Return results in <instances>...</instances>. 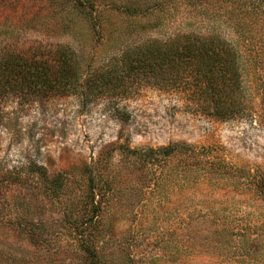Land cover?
I'll return each instance as SVG.
<instances>
[{
  "label": "rangeland",
  "instance_id": "1",
  "mask_svg": "<svg viewBox=\"0 0 264 264\" xmlns=\"http://www.w3.org/2000/svg\"><path fill=\"white\" fill-rule=\"evenodd\" d=\"M96 4L101 32L68 7L65 31L27 37L70 45L84 62L96 55L98 65L175 31L143 0ZM11 35L0 30V44ZM255 70L258 83L245 88L254 115L229 121L152 86L123 100L12 90L0 115V264H264V198L247 182L264 174V58ZM172 143L215 166L178 154L164 167L129 151ZM43 172L64 186L51 189Z\"/></svg>",
  "mask_w": 264,
  "mask_h": 264
},
{
  "label": "trees",
  "instance_id": "2",
  "mask_svg": "<svg viewBox=\"0 0 264 264\" xmlns=\"http://www.w3.org/2000/svg\"><path fill=\"white\" fill-rule=\"evenodd\" d=\"M97 1L0 0V30L12 34L0 44V115L12 90L39 97L77 94L84 99L123 100L148 86L183 96L194 112L212 120L254 115V97L245 88L246 82L258 83L255 58H264V0H143L163 11L175 31L167 39L128 46L98 65L96 55L84 62L83 53L70 45L27 37L40 27L53 33L65 31L68 7L101 32L105 20ZM118 10L140 13L138 6ZM212 23L228 27L233 36ZM129 151L163 166L178 154L185 156L183 163L215 166L208 160H196L201 156L199 150L186 144ZM43 177L50 180L51 189L64 186L59 178L50 179L45 173ZM247 182L264 198V174L257 172ZM92 212L85 220L97 217L96 206Z\"/></svg>",
  "mask_w": 264,
  "mask_h": 264
}]
</instances>
